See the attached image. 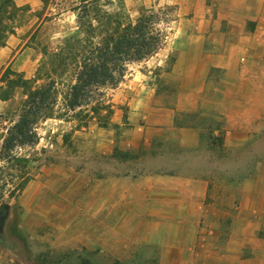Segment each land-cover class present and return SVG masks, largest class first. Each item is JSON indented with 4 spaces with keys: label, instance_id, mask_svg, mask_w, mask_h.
<instances>
[{
    "label": "rangeland",
    "instance_id": "rangeland-1",
    "mask_svg": "<svg viewBox=\"0 0 264 264\" xmlns=\"http://www.w3.org/2000/svg\"><path fill=\"white\" fill-rule=\"evenodd\" d=\"M12 1L14 5L6 10L10 33L5 45L12 35H20V46L30 47L37 63L34 76H24L27 86L13 89L10 100H0V133L6 135L18 121L29 91L52 84L53 98L50 118L34 126L37 144L16 149L17 162L0 161V207L8 211L0 223V264H262L251 253L229 250L235 248L230 242L239 231L233 218L237 215V201L234 205L232 201L237 192L226 204L223 223L207 226L204 219L198 222L192 217L177 216L178 211L149 210L138 199L128 204L120 202L111 193L109 180L161 167L184 175L215 170L223 173L220 184L229 183L233 188L243 182V173L258 167L264 170V115L261 131L253 133L251 144L245 147L227 148L223 141L213 144L204 135L201 146L185 149L178 161L154 157L140 161L147 152L142 146H128L135 133L127 120L126 107H111V84L99 87L81 101V107L70 108L78 61L69 60L57 70L52 64V56L64 47L65 40L78 33L72 10L79 6V0ZM185 2L189 0H98L95 7L109 15H119L124 23L134 24L141 16L154 14V30L164 40L163 49L175 40L178 20L190 13V8H182ZM207 6L221 21V32H225L221 2L208 0ZM258 23L261 28L257 41L262 44L251 56L264 62V20ZM255 25L257 22L250 26ZM3 42L1 39L0 49ZM161 49L157 52L160 55L164 53ZM176 56L172 53L171 60ZM8 68L19 73L11 66H0V87H5L2 80ZM160 74L158 70L153 73ZM260 75L264 79V71ZM212 76L217 80L212 84L224 88L223 71L215 69ZM160 79L162 90L176 91L180 86L175 78ZM249 88L264 103V80L249 84ZM117 118L116 124L113 120ZM177 118L204 129L221 127L214 130V136L225 133L226 123L219 117L198 112L193 118L189 113ZM2 144L3 141L0 148ZM26 177L29 182L19 192L18 185ZM129 190L138 197L133 186ZM257 233L264 238V225Z\"/></svg>",
    "mask_w": 264,
    "mask_h": 264
},
{
    "label": "crops",
    "instance_id": "crops-1",
    "mask_svg": "<svg viewBox=\"0 0 264 264\" xmlns=\"http://www.w3.org/2000/svg\"><path fill=\"white\" fill-rule=\"evenodd\" d=\"M207 1L185 2L182 8H190V13L178 20L175 40L161 49L162 55L157 53L143 62L129 64L125 79L111 90L112 109L126 107L127 120L133 126L135 136L128 146H142L147 152L140 161L152 157L178 161L185 149L201 146V126H176L178 115L201 112L203 116L224 120L223 145L227 148L251 144L252 134L262 129L264 103L257 99L249 84L264 80L260 75L264 71L263 60L251 56L262 44L257 41V34L261 28L258 22L264 20V0H219L223 7L221 20L227 24L225 32H221V21L210 13ZM256 22L255 27L250 26ZM22 41L20 35L9 38L0 49V66H11L31 78L37 60L32 59L30 47L20 46ZM174 52L177 56L171 60ZM13 53L16 54L9 61ZM215 69L223 71L224 88L212 84L217 83L212 76ZM155 70L161 74L153 75ZM166 76L180 81L176 91L160 88V78ZM113 121L119 123L118 118ZM222 174L212 170L184 175L161 167L151 172L113 176L109 182L111 193L120 202L128 204L138 199L149 210L178 211L177 216L192 217L198 222L204 219L207 226L223 223L226 204L237 192L232 201L233 205L237 201V215L233 218L239 231L230 242L235 248L229 250L239 254L246 251L264 264V238L257 233L264 225V170L258 167L251 173H243V182L233 188L229 183L220 184ZM129 186L134 187L137 198Z\"/></svg>",
    "mask_w": 264,
    "mask_h": 264
},
{
    "label": "trees",
    "instance_id": "trees-1",
    "mask_svg": "<svg viewBox=\"0 0 264 264\" xmlns=\"http://www.w3.org/2000/svg\"><path fill=\"white\" fill-rule=\"evenodd\" d=\"M97 3L98 0H79V6L72 10L76 15L78 33L66 39L64 47L52 56L55 70L66 65L69 60L78 61L70 108L81 107V101L89 98L99 87L111 84L112 88H116L123 81L129 64L148 59L162 48L164 41L159 33H155L154 14L141 16L134 24L124 23L119 19V15L113 16L98 10L95 7ZM10 4L14 5L12 0L0 2V40L4 41L1 47L5 46V39L10 33L6 16V10L12 8ZM2 82L5 87H0V100L4 102L11 99L13 89L24 88L28 84L23 73H16L10 68L6 70ZM52 98V84L29 91L27 100L19 111L18 121L7 129L6 135L0 133V142L3 141L0 161L7 159L9 162H17L16 149L37 144L38 134L34 126L50 118ZM195 116L197 113L190 114L192 118ZM175 125L201 126L197 123L188 124L186 120L180 121L178 118H175ZM201 128V138L206 135L208 142L213 144L223 141L224 132L221 136H214V130H220L221 127ZM2 168L0 166V170ZM28 182V177L24 178L18 185V191L22 192Z\"/></svg>",
    "mask_w": 264,
    "mask_h": 264
},
{
    "label": "water",
    "instance_id": "water-1",
    "mask_svg": "<svg viewBox=\"0 0 264 264\" xmlns=\"http://www.w3.org/2000/svg\"><path fill=\"white\" fill-rule=\"evenodd\" d=\"M7 208L5 206L0 207V223H3L7 217Z\"/></svg>",
    "mask_w": 264,
    "mask_h": 264
}]
</instances>
